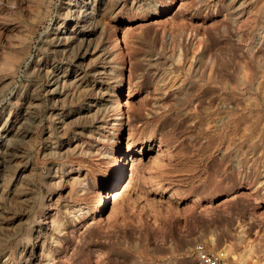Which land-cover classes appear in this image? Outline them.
<instances>
[{
	"label": "rangeland",
	"instance_id": "1",
	"mask_svg": "<svg viewBox=\"0 0 264 264\" xmlns=\"http://www.w3.org/2000/svg\"><path fill=\"white\" fill-rule=\"evenodd\" d=\"M108 1L96 0L98 10L90 19L95 33L84 47L92 50L101 42L109 47L106 52L110 62L124 64L118 97L123 113L115 99L111 100L116 115L121 113L116 131L109 123L96 120L91 124L90 116L74 113L84 104L68 109L63 95L54 98L47 91L59 85L48 84L55 73L52 66L62 67L58 75L68 73L64 58L79 47L77 40L73 41V31H79L83 23L77 27L71 24L76 8L73 5L88 3L85 7L89 12L92 0H0V191L4 184L12 188L19 181L20 190L16 193L22 191L24 201L22 208L13 204L15 211L4 212L0 217V264L14 255V243L20 239L29 242L30 261L13 256L10 264H47L46 260L39 261V240L31 239L37 231L45 230L54 215L61 226L60 230L48 232L55 236V240H48V264H199L194 246L200 241L213 250L226 249L225 264H264V176H252L251 181L235 182L229 187L224 178L225 167L214 173L212 157L219 156V152L209 150L211 156L207 157L208 152L202 151L188 122L181 133L171 132L173 111L163 113L167 105L162 101L175 87L157 89L148 74L136 79L130 73L135 62L129 56L132 52L153 46L155 50L175 48L174 42L169 45L160 39L165 34L171 33L175 38L181 34V46L188 57L193 50H201L202 41L210 49L214 46L213 52L224 51V44L232 42L226 35L218 37L219 25L230 29V17L221 5L225 0H206L204 4H197L199 0L196 4L193 0H159V10L152 15L143 7L130 10L127 6L118 17H114L116 13L111 17L104 14ZM253 4V22L245 34L248 31L246 35L264 39V0H254ZM105 29L106 33L100 32ZM142 30L147 35L143 43L138 37ZM210 41L215 44L210 46ZM237 44L240 47L241 43ZM190 60L193 61L190 57L185 60L184 68ZM95 64L103 66L101 61ZM64 78L68 82L72 77ZM58 89L63 90V85ZM21 103H25L28 112ZM53 105L58 112H68L63 129L50 113ZM153 113L159 116L157 122L158 116L153 118ZM88 126L93 128L92 136ZM48 129L52 132L50 137ZM108 133L119 136L117 150L109 151L115 140L109 142ZM80 140L91 144L84 155L73 148ZM50 142H54L53 147L65 146L51 154L46 148ZM12 144L20 151L6 154ZM99 148L108 149L107 156L98 153ZM260 148L256 161L264 165V145ZM117 163L122 170L118 181L105 192L103 178ZM56 169L58 173L54 174ZM76 177L84 178L80 188ZM99 195L104 197L103 206ZM13 226H17V233ZM30 231L34 235L28 239L24 235ZM210 236L215 239L213 243Z\"/></svg>",
	"mask_w": 264,
	"mask_h": 264
},
{
	"label": "bare ground",
	"instance_id": "2",
	"mask_svg": "<svg viewBox=\"0 0 264 264\" xmlns=\"http://www.w3.org/2000/svg\"><path fill=\"white\" fill-rule=\"evenodd\" d=\"M193 1L195 3L196 0ZM203 1L205 2L206 0H199V2L197 1V4L202 3ZM159 2V0H110L106 5L104 14H108L111 17L112 14L116 13V16L114 17H118V13H120L124 8L126 10L128 8L130 10H133V8L141 10L143 7V9L148 12V15H152L159 10ZM253 2L254 0H227V2L225 0V3L222 2L221 5L228 12V17H230V26H228L229 23L227 25L230 29L228 30L227 27L219 25L221 31H218V37L225 38L224 35H226V37H228V39H230L232 42H226L229 43L228 47L225 46L226 43L224 44V51L216 50L213 52L212 50L214 49L213 45L215 44V41H210L209 45L213 46L211 49L208 48L204 41H199L200 43H203V46L198 52H196V50H193L192 53L190 52L191 56L189 57L193 59V61L190 60L188 63L189 65L187 64L188 67L186 66L187 68H184L183 64L185 60H188L189 58L188 52L185 51L186 49H182V38H180L181 34L178 35L180 33H178V30L181 31L183 28H179L177 30V38L171 36L170 32V34L162 35V38L160 37V39L163 41L165 40L169 45L171 41L174 42L175 48H167L164 46L165 48L159 47V49L155 50V48H153L154 46L143 47L140 52L134 51V53L132 52V54L129 55L131 59L135 60V62L131 64L130 73L134 75L136 79L145 78L148 74L151 79L150 82L157 89H167V87L163 88L164 86L175 87H173L175 91L173 90L172 94L168 93V96H166L168 98H165V101H162L164 102L163 104L167 105V108L162 111L163 113L166 111H173L172 117L174 118V121L173 125L171 124V132L176 131V133H181L183 125L188 122L189 125L193 127V131L196 132V136L199 138L200 148L204 153L208 152L207 157L211 156L209 150L213 149L214 151L219 152V156L216 155V157H212L214 173H220V170L225 167V176H223L228 180L229 183L227 184L229 187H231L233 184H236L235 182L240 183L248 181L252 178V176H264V165H260V162L258 163V160L256 161V155L260 153H258V150L264 145V52L262 51L261 47L264 46V39L261 38L262 36L259 37L256 35V37H250V35H246L248 31L245 34V30L249 28L248 25L253 17V5L255 4H253ZM91 4L92 7L89 12H86L87 9L85 7H88V3L83 2V5H73L76 8L72 11L73 17H71V24L74 27H77L81 22L83 23V27L79 29V31L76 29L73 31V41L77 40L79 47L73 49L70 55L64 58V63L69 66L68 73L58 75V71H60L62 67H58L56 64L52 66V71H55V73L51 75L49 80H51L54 76L56 77L51 82L48 80V84L51 85L59 82V85L56 84L54 88L48 89L47 91L52 93L54 98H56L57 95H63L61 98H64V106L67 105L68 109H70L75 104H84L82 106L83 108L79 107L74 113H77L78 115L83 112V115H81L82 117L90 116L91 118L89 119L91 120L89 121L91 124H93L96 120H102L104 124H111L110 127L115 128V130H113L116 131L119 128L117 125L120 123V117L118 116L123 113V107H121L122 102H120L118 97L123 82L122 68L124 64L110 62L109 53H107L108 51L106 52L109 47L108 45L103 46L101 42L93 46L92 50H90V47L88 46L84 47L85 42L89 41L91 39V35L95 33V28L92 26L90 19L91 16L97 12L98 6L96 5V0H94V2L92 0ZM194 7H192V9ZM197 9L199 8L197 7ZM255 15L258 14L255 13ZM129 27H125V30L129 29ZM216 29H218V27ZM144 31L142 30L140 34L138 33L139 41L142 43L143 40H145V36H147L142 33ZM100 32L106 33V29L101 30ZM254 33H256V30ZM236 43H238L237 45L241 43L240 47H237ZM157 44H159V42ZM236 50H238V52H236ZM180 60L183 61L182 64H179ZM96 61L103 62V66H96ZM35 67H37V70L39 69L38 66ZM66 70L67 69H64V71ZM70 75L72 78L67 82L64 77ZM168 75H170L169 78L167 77ZM62 85L63 90H59L58 88H60ZM112 99H115L118 110L121 112L119 115H116L115 113L116 109H114V106L112 105ZM53 100L56 101V99ZM156 102V100L153 101V103ZM21 104H23V110L28 112V108L25 103ZM50 109L53 120L54 118H57L60 122V127L62 129L65 128L66 126H64V119L66 116H69L67 115L68 112L67 114L58 112L56 111V107L54 105L51 106ZM63 110L61 109V111ZM138 112L136 115L139 114ZM163 113L160 112L161 115H164ZM155 116L157 117L158 115L153 113L152 117L154 118ZM158 118L159 116L157 119H155V122H157ZM91 128H89L90 130L88 129V134L92 136L93 131ZM114 131L111 130V132ZM51 133L52 132L49 130L48 135H46L50 137ZM198 138L195 139L197 140ZM107 140H109V142L115 140L114 144H110L111 149H109V151L117 150L119 148V136L108 133ZM89 143L90 142L86 143L85 141L80 140L74 145L73 148L78 152V154L84 155L90 151L91 144ZM67 144L70 145L71 143L68 142ZM53 145L54 142H50L46 146L47 150L50 151L51 154H57L59 148L65 146L64 144H55L56 147H53ZM7 148L10 150L12 149L11 151L7 150L10 153L6 154L9 155H13L14 151L19 149L17 145L13 144L9 145ZM202 151L201 153L204 154ZM98 153H102L107 156L108 149L99 148ZM121 171L122 170H120L119 163L111 167L109 172L103 178V191L109 192L115 186ZM56 172L57 169L54 174H56ZM54 176L55 175H53V177ZM57 178L60 180L61 175ZM76 178L77 179L75 183L79 187L82 185L84 178ZM1 185L2 184H0V186ZM18 185H20L19 181L15 182L12 188H10L11 185L9 187L4 184V187L1 189L0 217L4 212L10 213L15 211L14 208H12L14 207L13 204L18 206V209L19 207L23 206L24 201L23 198H21L23 196V192L17 191L19 194L16 193V190L19 189ZM15 194H18L16 195L17 197H14ZM25 198L26 197H24V199ZM99 198L101 201L100 205L103 206L104 197L99 195ZM28 204L30 205L29 202H27V205ZM25 207L26 205H24V208ZM36 216L39 217L37 213ZM25 219L27 220L26 217ZM59 226H61L60 221L54 215L50 218L49 223H47V225L45 224V230L41 233L40 230L37 231L33 238L31 235L34 234H32L31 231L27 232L26 234L24 233L26 238L30 239L31 237V240L34 242L39 240V261L46 260L48 264L50 257L49 245L51 241L55 240V236H52V234L49 236L48 232H50L52 229L60 230ZM13 227L16 228L17 226ZM0 229H2L1 224ZM15 231L17 233L18 228H16ZM209 239L211 243H213L215 240L212 236H210ZM48 240H50V242ZM14 244V258L28 263L32 253L31 250H28L27 248V244H29V242L20 239ZM36 246L38 245L36 244ZM222 250L226 252V249L223 248ZM9 256L8 258L5 256L7 259H5V261L2 260V264L11 263L9 261H11V257L13 258V256L10 258Z\"/></svg>",
	"mask_w": 264,
	"mask_h": 264
},
{
	"label": "built area",
	"instance_id": "3",
	"mask_svg": "<svg viewBox=\"0 0 264 264\" xmlns=\"http://www.w3.org/2000/svg\"><path fill=\"white\" fill-rule=\"evenodd\" d=\"M205 241L197 242L194 246L195 259L199 264H225V251L210 249Z\"/></svg>",
	"mask_w": 264,
	"mask_h": 264
}]
</instances>
